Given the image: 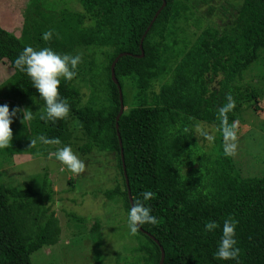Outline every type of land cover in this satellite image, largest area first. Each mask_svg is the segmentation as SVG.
<instances>
[{"label":"trees","instance_id":"16d2710c","mask_svg":"<svg viewBox=\"0 0 264 264\" xmlns=\"http://www.w3.org/2000/svg\"><path fill=\"white\" fill-rule=\"evenodd\" d=\"M40 1L31 0L40 19L26 16L27 6L19 36L0 24V62L14 71L0 86V104L32 113L26 126L22 113L13 118L12 144L0 149V179L15 162L37 152L53 150L55 154L56 147L69 145L74 122L84 141L78 148L82 154L104 153L114 159L118 181L103 191L108 200L116 199L126 214L131 207L121 149L133 203L142 199V192L153 193L144 203L157 224L142 225L143 231L138 228L136 241L117 260L158 264L162 246L163 264H264V170L254 175L241 173L225 148V125L219 112L231 96L234 107L225 115L228 126L236 125L235 139L255 125L243 127L248 110L258 115L263 111L256 84L264 80V0H242L235 7L228 4L230 15L220 4V15L227 22L206 25L184 48L176 36L185 26L180 22L188 24L197 17L192 10L204 3L208 5L206 16L213 15L215 0H77L81 10L63 9L60 14L40 11ZM163 1L166 4L156 14ZM48 30L53 36L44 41L41 34ZM144 34V55L139 57ZM28 46L50 47L60 53L79 46L91 49L89 101L82 103L75 77L62 81L59 91L70 105L68 116L55 122L41 119L43 101L30 79L14 66ZM121 53L126 54L114 68L124 101L118 121L120 146L116 129L120 99L111 65ZM248 72L255 73L249 82ZM255 78L259 80L254 82ZM199 124L212 128L209 144L204 130L197 133ZM257 126L264 131L261 124ZM40 136L49 143H41ZM31 139L37 140L35 145ZM54 195L48 172L39 186L0 181V264H33L35 251L60 241ZM229 217L238 222V261L215 259L220 229L204 231L206 222L222 225ZM101 227L95 221L89 229L95 234ZM94 264H105V259H96Z\"/></svg>","mask_w":264,"mask_h":264},{"label":"rangeland","instance_id":"374dc122","mask_svg":"<svg viewBox=\"0 0 264 264\" xmlns=\"http://www.w3.org/2000/svg\"><path fill=\"white\" fill-rule=\"evenodd\" d=\"M195 1L197 2V0ZM227 1H212L217 9H214L213 15H207L208 18L205 14L208 8L206 3L193 6L196 7L192 11L198 16L190 18L188 24L181 21V25L185 26H182L176 35L182 44L181 48L189 44L188 42L193 40L194 34L196 33L197 36L206 25L223 26L227 22L220 15V4H224L229 11L226 14L230 15L232 10L228 4L235 7L242 3V0ZM39 5L40 11L53 12L54 14H60L63 9H82L77 0H41ZM26 7V16L40 19V16L35 12V5L31 4V0H0V24L19 36L24 27ZM203 14L205 17L202 16ZM68 54H78L81 57L76 69L75 84L80 87L82 103L84 104L90 98L88 80L93 68L91 65L92 52L89 48L79 46ZM262 54H264V49L261 51ZM98 55L97 52L96 56ZM255 63H253V67L257 65ZM13 74L14 71L11 68L0 62V86L10 80ZM254 75V72H248L247 82L251 81ZM258 80L253 79L254 82ZM256 86L259 88V106L262 107L263 111L258 115L252 110H248V116L245 117L248 120L243 124V127L255 125L251 126L248 131L242 132L237 138L227 139L225 142L227 152L231 154L244 175L261 174L264 170V131L258 129L257 126L261 124L264 127V80L263 83H257ZM157 88L158 86L155 87V89ZM126 96L129 97L127 93ZM71 130L73 138L69 145L73 152L84 161L85 169L83 172L72 174L66 166L55 159L52 150L37 152L29 159L20 163L15 162L14 165L5 169L6 173L0 179L6 185L23 186L25 183H30L39 186L43 176L48 172L53 180L55 190L53 209L62 229L61 238L56 245L45 246L35 251L31 255V261L33 264H94L96 259H105V264H126L122 260H117V256L123 257L127 254L126 250L130 249L136 238L135 235L129 233L126 212L117 204L116 199L108 200L103 194L104 190L112 188L118 181V173H116L118 170H113L116 168L113 165L114 159L104 153L101 155L90 154L86 157L78 149L84 142L81 130L74 122L71 123ZM201 130L208 134L206 142L209 144L213 135L212 128L199 124L196 131L199 133ZM95 221L102 224V229L94 234L90 232L89 228Z\"/></svg>","mask_w":264,"mask_h":264},{"label":"clouds","instance_id":"9594fccd","mask_svg":"<svg viewBox=\"0 0 264 264\" xmlns=\"http://www.w3.org/2000/svg\"><path fill=\"white\" fill-rule=\"evenodd\" d=\"M53 31L48 30L41 34V39L48 41L52 38ZM81 61L80 55H70L60 53L50 47L34 49L31 46L25 47L14 60L15 68L23 72L31 81L32 87L39 94V99L43 101L44 114L41 119L52 122L66 118L70 112V105L60 94L59 88L62 81H70L76 76V69ZM228 103L219 109L220 116L223 117L222 129L225 140L234 139L235 123L227 125L226 113L234 107V101L228 96ZM22 113L21 122L26 126V122L32 119V113L27 108H12L8 104H0V149L8 148L12 144L13 130L11 125L13 118ZM39 141L47 144L49 140L40 136ZM36 139H31V145H35ZM59 143V141H57ZM51 155V154H50ZM55 159L66 166L72 174H79L84 171L85 163L72 150L70 145L58 148L55 152ZM142 199H137L127 211V225L129 233L135 235L138 227L157 224V218L151 214V208L144 202L150 200L153 193L144 191ZM237 221L234 218H226L222 225L216 221H208L204 225L205 232L220 229V237L214 252L217 260H237L240 254L238 241L236 238Z\"/></svg>","mask_w":264,"mask_h":264},{"label":"water","instance_id":"95a60500","mask_svg":"<svg viewBox=\"0 0 264 264\" xmlns=\"http://www.w3.org/2000/svg\"><path fill=\"white\" fill-rule=\"evenodd\" d=\"M166 4L165 1H163V4L162 6L160 7V9L157 11L156 14H158L160 12V10L164 7V5ZM146 34V33H145ZM145 34L144 36L141 38V43H140V48L142 50V53L141 55H139V57H143L144 55V51H143V47H142V42H143V39L145 37ZM126 53H121L119 54V56L114 60V62L112 63L111 65V77H112V80L114 81V83L117 84L118 86V90H119V99H120V110H119V113L116 117V129H117V136L119 138V141H120V133H119V125H118V121H119V118L120 116L122 115L123 111H124V101H123V93H122V89H121V86L118 84V80L116 78V75H115V65L119 59L120 56L122 55H125ZM120 146H121V141H120ZM121 156H122V166H123V172H124V175H125V178H126V185H127V193H128V198H129V202H130V205L132 206L133 204V199H132V195H131V191L129 189V184H128V179H127V175H126V168H125V164H124V159H123V153H122V149H121ZM139 229H141L143 231V229L140 227H138ZM156 243H159L157 239H155L152 235L148 234ZM160 249H161V258H160V261L158 264H163V261H164V258H165V253H164V250L162 248V246H160Z\"/></svg>","mask_w":264,"mask_h":264}]
</instances>
